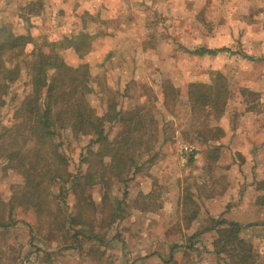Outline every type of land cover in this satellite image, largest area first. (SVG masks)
I'll use <instances>...</instances> for the list:
<instances>
[{"label":"rangeland","instance_id":"obj_1","mask_svg":"<svg viewBox=\"0 0 264 264\" xmlns=\"http://www.w3.org/2000/svg\"><path fill=\"white\" fill-rule=\"evenodd\" d=\"M1 27L29 44L7 65L19 76L0 109V134L18 124L30 62L55 53L86 80L104 140L56 128L53 149L65 163L45 153L55 183L42 165L12 169L0 159V224L9 225L0 229V264H231L212 246V228L228 219L242 227L253 264H264V151L254 145L264 129V0H0ZM201 49L230 52L193 55ZM54 76L47 71L49 83ZM194 84L212 98L223 92L220 111H192ZM234 131L231 172L207 143ZM257 139L264 146V135ZM185 146L206 164H189L195 153ZM214 199L212 216L205 204ZM79 215L82 225L68 228Z\"/></svg>","mask_w":264,"mask_h":264},{"label":"trees","instance_id":"obj_2","mask_svg":"<svg viewBox=\"0 0 264 264\" xmlns=\"http://www.w3.org/2000/svg\"><path fill=\"white\" fill-rule=\"evenodd\" d=\"M4 27L0 28V109L5 105L6 91L11 84H14L18 79L19 73L17 66H10L12 60H16L20 54L24 51L26 45L29 44L28 37L14 36L8 32L7 36ZM230 52L228 49H201L193 52L196 56H210L215 57L222 53ZM46 56L44 54H36L35 59L29 64V85L30 92L26 95L23 101L15 112V118L18 121L17 126L11 131L1 130L0 134V159L7 163V166L12 169H21L28 167L36 169L39 165H42V170L45 169V179L49 183H55L59 178L55 172L51 170L49 160L46 159V154L54 155V159L63 164L64 160L55 154L52 144V138L55 133V129H63L67 125L70 127L73 133L88 134L96 136V142L104 140L102 131L98 120L94 118L92 109L89 108L84 94L89 91L88 84L84 78L79 80L76 78L78 74L77 70H72L64 66L58 58V55ZM37 57V58H36ZM54 70L55 76L49 83L47 81V71ZM67 79V80H64ZM65 90H63V88ZM46 88L45 105L42 107L40 102V92ZM202 85H191L187 92L190 107L193 110H202L203 108L210 107V109L219 110L220 105L223 103V92L218 90L214 92L213 98L207 93L211 91L209 87L202 89ZM212 92V91H211ZM220 111V110H219ZM22 131V132H21ZM10 133L12 137L8 138V141L4 140V136ZM17 132L19 135L13 137ZM216 140V139H215ZM7 144V148H10V152L2 155L4 145ZM30 145L29 147H27ZM26 149L32 154L30 158H24L23 152ZM114 159V158H113ZM111 158V160H113ZM119 159V158H118ZM117 159V160H118ZM122 162V160H119ZM188 163H193V159L189 158ZM122 164V163H121ZM125 168L127 164L123 163ZM132 165H128V169ZM42 171V172H43ZM121 174V173H120ZM117 178L121 180V175ZM87 183L93 182L92 176L86 177ZM34 180L28 179V184H32ZM258 205V204H257ZM263 206V205H261ZM12 212L10 211V214ZM10 216V215H8ZM196 216L193 212L191 220ZM60 229H64L65 224L70 226H81V216L76 218L71 217L69 223H63V220L59 221ZM225 226L224 228H221ZM9 225L0 224V229H5ZM67 228V229H68ZM215 228V229H214ZM216 230L217 239L212 243L213 253L216 256L220 254H228L231 258V264H253L252 260L254 254L252 247L239 238V234L242 227L236 223L220 222L213 227L212 230ZM73 236H78L76 232Z\"/></svg>","mask_w":264,"mask_h":264},{"label":"crops","instance_id":"obj_3","mask_svg":"<svg viewBox=\"0 0 264 264\" xmlns=\"http://www.w3.org/2000/svg\"><path fill=\"white\" fill-rule=\"evenodd\" d=\"M262 125V124H261ZM256 132V131H255ZM238 133H241L240 131H234L233 133L232 132H228V133H226L227 135H225L223 138H219V139H216V140H213V141H210V142H208L207 144H209V147H210V149H212V150H217L220 154V156H221V159L220 160H222V159H229V164H231L230 165V167H231V172H235L238 168L236 167V164H235V162L234 161H231V159L232 158H234V156H235V153H237L236 151V148H237V143L235 142V141H233L232 143H230L229 141H230V138L232 137V135H234V136H237V134ZM258 133V135L256 136L255 135V143H254V145H255V151H264V146H262V141H260V142H258V140L259 139H257V137H260V136H263L264 135V129H262V130H260L259 129V131L258 132H256V134ZM246 135H247V133H246ZM251 136H253V135H251ZM261 139V138H260ZM208 147V148H209ZM249 147H251V145L249 146ZM249 147H246V150L247 149H250ZM193 148L196 150V152H195V157H194V159H195V161L193 160V163H195V165L197 166H201V162L203 161V159H204V155L205 154H203V153H200L199 152V150H198V152H197V149H196V147L195 146H193ZM248 151V150H247ZM242 155H244V157H247V156H249L247 153H243ZM203 158V159H202ZM175 160L177 161V159L175 158ZM205 160V159H204ZM220 160H219V162L218 163H220ZM233 162V163H232ZM192 164V163H191ZM203 164L205 165L206 164V161L204 162L203 161ZM177 165V164H176ZM176 165H175V167H176ZM203 165V166H204ZM202 166V167H203ZM175 167H174V170H177V169H175ZM201 167V168H202ZM213 201V203L212 204H205V207L206 208H210V209H212V211H211V215L214 213V211H215V209H217L218 207H219V205H220V200L219 199H214V200H212ZM240 206H245L244 204H241ZM253 207H255V205L253 204ZM222 213V212H221ZM204 215V211L203 212H201V214H199V221H201V222H203L202 221V218H201V216H203ZM213 216V215H212ZM227 217V216H226ZM225 216H223V219H227ZM225 221V220H224ZM231 221V223H236V222H234L235 220H230V219H228V223ZM263 222L264 221V219L262 220V219H260L259 220V222ZM226 222V221H225Z\"/></svg>","mask_w":264,"mask_h":264},{"label":"built area","instance_id":"obj_4","mask_svg":"<svg viewBox=\"0 0 264 264\" xmlns=\"http://www.w3.org/2000/svg\"><path fill=\"white\" fill-rule=\"evenodd\" d=\"M182 153L193 155L195 153V149L191 146H185L184 148H182Z\"/></svg>","mask_w":264,"mask_h":264}]
</instances>
